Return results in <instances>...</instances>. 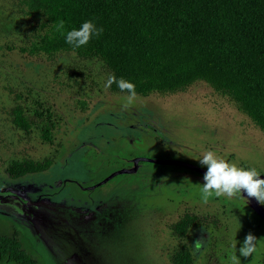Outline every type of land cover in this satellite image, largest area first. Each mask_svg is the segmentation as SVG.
Masks as SVG:
<instances>
[{"label":"rangeland","instance_id":"1","mask_svg":"<svg viewBox=\"0 0 264 264\" xmlns=\"http://www.w3.org/2000/svg\"><path fill=\"white\" fill-rule=\"evenodd\" d=\"M23 20L13 0H0V192H22L28 201L24 212L0 204L1 236H15L41 264H170L168 227L194 210L218 215L229 228L223 262L249 233L264 239V222L243 192L201 202L204 176L163 163L207 171L196 159L211 150L264 176V134L245 115L204 83L176 95L135 96L125 106L127 95L108 90L99 66L90 71L73 54L47 62L9 50ZM16 94L48 103L62 117L53 145L15 129L8 112ZM53 156L46 173H7L12 161ZM208 245L206 231L196 230L197 264ZM241 261L264 264V241L255 259Z\"/></svg>","mask_w":264,"mask_h":264},{"label":"trees","instance_id":"2","mask_svg":"<svg viewBox=\"0 0 264 264\" xmlns=\"http://www.w3.org/2000/svg\"><path fill=\"white\" fill-rule=\"evenodd\" d=\"M13 2L24 20L21 39L8 49H16L24 58L52 62L62 54H73L90 71L99 66L105 83L109 76L131 81L140 97L176 95L204 83L264 134V0ZM86 20L103 31L74 49L64 34ZM61 21L64 27L58 30ZM107 88L128 95L115 82ZM14 101L8 114L15 129L53 145L62 117L30 95L16 94ZM55 161L56 156L12 161L7 173L12 179L46 173ZM168 229L175 242L167 254L170 264H197L192 240L198 229H204L209 239L203 264H228L221 258L222 250L230 247L229 228L218 215L190 210ZM233 255L244 264L239 253ZM4 263L41 264L15 236L0 235V264Z\"/></svg>","mask_w":264,"mask_h":264},{"label":"clouds","instance_id":"3","mask_svg":"<svg viewBox=\"0 0 264 264\" xmlns=\"http://www.w3.org/2000/svg\"><path fill=\"white\" fill-rule=\"evenodd\" d=\"M63 27L64 25L61 21L57 25V28L60 30ZM102 31L103 29L97 27L93 21L86 20L78 28H72L70 31H67L64 34V38L65 42L75 49L99 37ZM113 82L116 83L122 92L127 91L128 95L125 106L131 104L136 96L135 85L123 78L116 79L114 76H109L106 87L111 86ZM196 160L207 169L203 177L204 183L198 189L201 202L207 203L211 197L239 198L242 196L243 191L248 197H255L260 204H264V178H261V173L255 168H244L234 163H229L218 157L211 150ZM239 224L240 229V221ZM261 241H264V239H257L256 236L249 233L238 250L240 256L245 258L254 256L255 259L259 254ZM227 261L228 264H240V259L236 255H228Z\"/></svg>","mask_w":264,"mask_h":264},{"label":"water","instance_id":"4","mask_svg":"<svg viewBox=\"0 0 264 264\" xmlns=\"http://www.w3.org/2000/svg\"><path fill=\"white\" fill-rule=\"evenodd\" d=\"M165 164H169V165H176V166H180L183 167L185 169H189L195 172L200 173L201 175L204 176V173L206 172L205 170L199 169L193 165L184 163V162H180V161H167V162H163ZM261 178H264V176H261ZM243 192V191H242ZM246 196L247 194L245 192H243ZM250 201V205L252 207V209L254 210V212L264 221V207L256 200L255 197H248ZM27 198L25 197V195L22 192H17V191H13V190H8L6 192H0V204H8L11 205L15 208H17L18 210H20L21 212L25 211V208L27 206Z\"/></svg>","mask_w":264,"mask_h":264},{"label":"crops","instance_id":"5","mask_svg":"<svg viewBox=\"0 0 264 264\" xmlns=\"http://www.w3.org/2000/svg\"><path fill=\"white\" fill-rule=\"evenodd\" d=\"M5 205H8V204H5ZM9 206H11V205H9ZM13 207V206H12Z\"/></svg>","mask_w":264,"mask_h":264}]
</instances>
